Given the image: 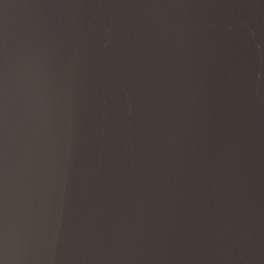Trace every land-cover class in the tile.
I'll return each instance as SVG.
<instances>
[{
    "label": "water",
    "instance_id": "95a60500",
    "mask_svg": "<svg viewBox=\"0 0 264 264\" xmlns=\"http://www.w3.org/2000/svg\"><path fill=\"white\" fill-rule=\"evenodd\" d=\"M0 264H264V0H0Z\"/></svg>",
    "mask_w": 264,
    "mask_h": 264
}]
</instances>
